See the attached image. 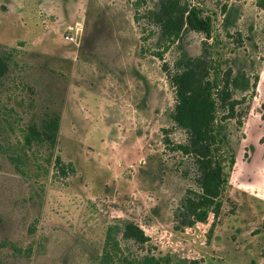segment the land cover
Here are the masks:
<instances>
[{"label": "rangeland", "instance_id": "obj_1", "mask_svg": "<svg viewBox=\"0 0 264 264\" xmlns=\"http://www.w3.org/2000/svg\"><path fill=\"white\" fill-rule=\"evenodd\" d=\"M135 1L0 0V264H98L107 226L124 222L148 242L117 233L119 260L264 264V0H178L210 18V34L184 33L162 59ZM145 1L140 12L157 2ZM198 56L217 77L231 69L238 103L226 121L215 106L217 190L195 182L174 118L172 77ZM52 112L55 148L25 146ZM55 156L74 171L61 175Z\"/></svg>", "mask_w": 264, "mask_h": 264}, {"label": "trees", "instance_id": "obj_2", "mask_svg": "<svg viewBox=\"0 0 264 264\" xmlns=\"http://www.w3.org/2000/svg\"><path fill=\"white\" fill-rule=\"evenodd\" d=\"M145 0H136L133 3V20L140 29L141 22L154 28L150 30L152 37L157 35V45L162 50L152 54L162 59L163 53L186 32H196L208 36L210 34V18L201 16L200 10L188 3L178 0H157L152 7L140 12L139 7ZM141 36V41H146ZM8 58L0 55V79L8 71ZM232 71L226 69L217 77L215 69L204 56L186 58L178 63V72L172 77L175 92L174 118L177 126L186 136V147L193 153V164L196 170L195 182L204 188L217 190L222 185V167L216 156L212 155L214 144V120L216 103L221 105L225 113L222 121L235 118L237 101L231 97L230 83ZM60 124L59 113L52 112L40 124L32 123L26 129L24 145L46 146L49 150L55 148ZM184 148L183 144L174 147L175 150ZM54 167L61 175L67 170L73 172L71 163H63L59 156L54 158ZM117 233L121 240L143 246L148 242L144 231L133 222H124L121 226L108 225L105 231L104 242L98 264H117L128 261L129 264H167V258L155 257L146 254L136 256L132 260L118 259L121 252ZM185 264H198L190 261Z\"/></svg>", "mask_w": 264, "mask_h": 264}, {"label": "built area", "instance_id": "obj_3", "mask_svg": "<svg viewBox=\"0 0 264 264\" xmlns=\"http://www.w3.org/2000/svg\"><path fill=\"white\" fill-rule=\"evenodd\" d=\"M67 39L72 40V38H67Z\"/></svg>", "mask_w": 264, "mask_h": 264}]
</instances>
